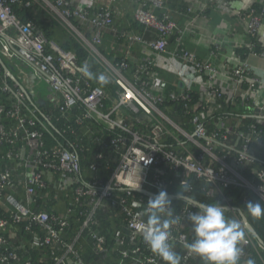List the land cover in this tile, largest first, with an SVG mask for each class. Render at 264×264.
<instances>
[{
  "label": "built area",
  "instance_id": "built-area-1",
  "mask_svg": "<svg viewBox=\"0 0 264 264\" xmlns=\"http://www.w3.org/2000/svg\"><path fill=\"white\" fill-rule=\"evenodd\" d=\"M99 1L0 0V144L8 148L0 150V264H34L26 256L32 249L40 253L36 264H93L81 258L85 237L95 264H160L143 240L147 201L160 190L180 202L169 242L183 249L186 264L194 255L186 244L195 234L184 222L198 210L185 199L195 201L190 176L244 186L264 201V73L231 57L218 71L179 47L165 57L169 39L180 35L167 0H135L136 31L116 24L117 0ZM202 1L222 10L233 5ZM33 5L59 25L65 41L49 38L24 16ZM248 18L254 31L259 18ZM106 35L113 38L107 50ZM84 64L109 82L84 77ZM159 69L174 74L181 89L166 93ZM245 116L252 117L246 126ZM46 134L50 148H43ZM93 141L108 145L109 155L102 168L94 161L83 168L79 151ZM3 160L10 164L3 167ZM216 202L245 233L239 264H264V243L247 230L241 211Z\"/></svg>",
  "mask_w": 264,
  "mask_h": 264
},
{
  "label": "crops",
  "instance_id": "crops-1",
  "mask_svg": "<svg viewBox=\"0 0 264 264\" xmlns=\"http://www.w3.org/2000/svg\"><path fill=\"white\" fill-rule=\"evenodd\" d=\"M102 2L105 0H100L99 6ZM167 3L172 19L180 28V35L178 40L175 37L169 39L165 57H171L170 54L179 47L194 54L199 60L209 61L218 71L222 64L227 63V58L231 57L264 73V0H233V5L228 10L216 7L215 2L204 3L202 0H167ZM135 4V0H117L112 4L118 26L127 27L129 23L131 30L140 29L132 23ZM251 14L259 18L254 31L249 28L248 16ZM62 33L65 34L63 31ZM103 43L107 50V46L113 43V38L106 35ZM140 49L139 45H134L132 51L139 54ZM228 65L232 67L235 63ZM159 79L165 82L166 93L170 89L178 91L182 87L169 71L161 70ZM221 83L225 84L226 81Z\"/></svg>",
  "mask_w": 264,
  "mask_h": 264
},
{
  "label": "clouds",
  "instance_id": "clouds-1",
  "mask_svg": "<svg viewBox=\"0 0 264 264\" xmlns=\"http://www.w3.org/2000/svg\"><path fill=\"white\" fill-rule=\"evenodd\" d=\"M80 71L84 77L96 79L101 84L109 82L104 74L97 76L91 72L88 64H84ZM177 198L181 199L182 193L178 192ZM185 199L198 209L187 217L195 234L192 242L186 244L187 250L202 258L205 264H239L240 244L245 235L240 221L226 217L225 207L217 202L197 204L191 198ZM171 204L172 198L166 190H160L148 199L145 209L148 227L143 240L151 252L166 264H181V257L169 242L172 226L180 222V217L174 216ZM246 209L253 218L264 216V205L260 202L249 201ZM247 264H254V261L248 259Z\"/></svg>",
  "mask_w": 264,
  "mask_h": 264
},
{
  "label": "trees",
  "instance_id": "trees-1",
  "mask_svg": "<svg viewBox=\"0 0 264 264\" xmlns=\"http://www.w3.org/2000/svg\"><path fill=\"white\" fill-rule=\"evenodd\" d=\"M13 7L15 8V11L22 13L21 11H19L18 4H14ZM23 11L25 17L31 16L36 20L38 29L43 30L47 36L51 34L53 36L56 35L57 39H59L57 40L58 42L61 43L62 39L63 41H65L66 35L65 34L63 35L62 31H60L59 25L55 23L44 10L38 7H34L33 5V6H29L26 9L24 8ZM67 45L68 48H71L72 50L76 51L80 56V58H84L85 52L82 48L79 47L78 44L76 43L71 44L69 42ZM103 52L107 54V56H110L108 55L109 53H107L106 51L103 50ZM230 110L231 108H229V111ZM251 120L252 117L245 116L243 125L245 126L248 125V123L251 122ZM243 125L242 128L245 129V126ZM41 139H43V148L52 147L53 140L50 138L49 135L46 134ZM82 143H86V142H82ZM8 146L11 147L10 145ZM6 149H8L6 145L0 144L1 151H4ZM98 153H102L101 159L96 157V154ZM79 154L81 155V163L83 168H86V165L89 161L91 162L94 161L98 163L102 168V165L104 164L106 158L109 155V148L108 145L104 147L103 143L93 141L91 143H88L83 150L79 151ZM9 164L10 161L8 160H3L1 163L3 167L8 166ZM19 168L21 169V167ZM85 172L86 171L83 170V173ZM99 173H101V171H99ZM244 175L246 177H249V172H244ZM188 183L192 186L190 196L198 203L213 204L215 200H221V202H223L224 204H228L231 207L239 209L246 217L247 221L252 226V228L255 230L261 242L264 243V216H262L261 218H253L247 213V209H246V205L249 201L260 202L262 205H264V201L252 189L240 185H229L227 187H220L217 184L207 183L203 179H197L194 176L189 177ZM217 186L220 188H218ZM209 188L214 189V193L211 196L207 195L205 191V189H209ZM179 203H180L179 201H172L171 205L174 212L178 211V208L180 206ZM49 210H51V208ZM184 224L186 229H188L190 221L186 219ZM22 236L24 240L29 239V237L25 232L22 233ZM82 243L84 245V248L82 249V253H81L82 260L87 263L95 264L97 257L91 250L90 239L88 237H85L82 240ZM248 248H249V253L258 259V256L255 253V251L251 247ZM174 250L179 256L183 254V249L178 246L175 247ZM30 251L31 252L26 256H30L33 259V263L36 264L37 259L40 258V253L33 249ZM261 257L264 258V253H262ZM160 264H166V262L162 261V263ZM186 264H205V261L202 258L193 255L191 258L188 259Z\"/></svg>",
  "mask_w": 264,
  "mask_h": 264
},
{
  "label": "water",
  "instance_id": "water-1",
  "mask_svg": "<svg viewBox=\"0 0 264 264\" xmlns=\"http://www.w3.org/2000/svg\"><path fill=\"white\" fill-rule=\"evenodd\" d=\"M193 203H196L195 201H192ZM199 204V203H197ZM242 221L244 222L247 230L259 241L261 242L260 238L258 237V235L256 234L255 230L252 228V226L249 224V222L247 221L246 217L243 215L242 212H240Z\"/></svg>",
  "mask_w": 264,
  "mask_h": 264
},
{
  "label": "rangeland",
  "instance_id": "rangeland-1",
  "mask_svg": "<svg viewBox=\"0 0 264 264\" xmlns=\"http://www.w3.org/2000/svg\"><path fill=\"white\" fill-rule=\"evenodd\" d=\"M49 38H54L56 40H59L57 39V36H53L52 34L51 35H48ZM24 70L27 71L24 67ZM39 90H41V93H42V96H44L45 92H47V84L46 83H41L40 86H39ZM50 94H53L52 92H50ZM35 100V98H34Z\"/></svg>",
  "mask_w": 264,
  "mask_h": 264
}]
</instances>
